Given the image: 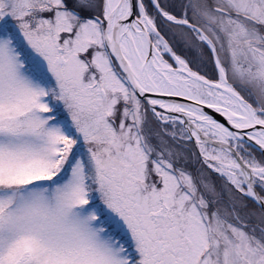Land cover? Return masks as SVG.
I'll return each mask as SVG.
<instances>
[{
  "label": "snow or ice",
  "instance_id": "6c2138e0",
  "mask_svg": "<svg viewBox=\"0 0 264 264\" xmlns=\"http://www.w3.org/2000/svg\"><path fill=\"white\" fill-rule=\"evenodd\" d=\"M0 264H264V0H0Z\"/></svg>",
  "mask_w": 264,
  "mask_h": 264
}]
</instances>
